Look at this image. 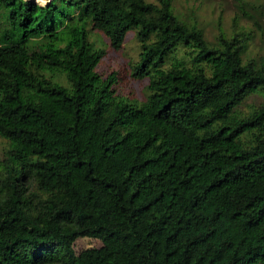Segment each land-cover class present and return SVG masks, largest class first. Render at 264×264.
I'll list each match as a JSON object with an SVG mask.
<instances>
[{"label":"trees","instance_id":"16d2710c","mask_svg":"<svg viewBox=\"0 0 264 264\" xmlns=\"http://www.w3.org/2000/svg\"><path fill=\"white\" fill-rule=\"evenodd\" d=\"M235 4L208 37L172 0H0V264H264V97L234 108L264 95V12ZM92 29L133 30L140 99Z\"/></svg>","mask_w":264,"mask_h":264},{"label":"rangeland","instance_id":"374dc122","mask_svg":"<svg viewBox=\"0 0 264 264\" xmlns=\"http://www.w3.org/2000/svg\"><path fill=\"white\" fill-rule=\"evenodd\" d=\"M33 1L40 4L46 2V0ZM239 1L247 3V5L244 4V10L247 14H254L256 12V5L258 4L261 5V9L264 12V0H172V3L176 12L180 15L186 16L191 11H194L205 35L211 37L215 32L216 20L219 21L220 26L224 30L228 31L231 29L230 18L234 12L235 3ZM235 25L238 27H241V25H250V20H247L245 15H240L233 26ZM7 26H4L3 20L0 19V28ZM90 39L94 41L95 45L103 47L104 49V53L95 67L97 73L102 76L110 72H115L116 81L115 85H113L115 93L128 98L140 99L146 81L145 79H134L128 75V65L136 59L138 52V45L134 38L133 30L129 29L126 32L119 49L111 48L108 45L106 37L96 29L90 31ZM258 45L259 33L254 32L250 48L255 50L258 48ZM263 97V91L256 90L239 101L238 104L234 105V108L246 111L250 105H256ZM4 146L5 141L0 138V154ZM100 244L97 238L77 236L72 243V248L77 252L81 248L98 246Z\"/></svg>","mask_w":264,"mask_h":264}]
</instances>
